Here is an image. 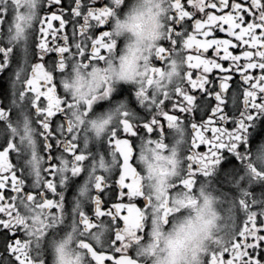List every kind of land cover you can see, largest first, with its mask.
<instances>
[{"label":"snow or ice","instance_id":"snow-or-ice-1","mask_svg":"<svg viewBox=\"0 0 264 264\" xmlns=\"http://www.w3.org/2000/svg\"><path fill=\"white\" fill-rule=\"evenodd\" d=\"M43 4L37 17L35 0H0V264H48V241L69 228L85 264H139L130 241L154 207L136 149L164 151L173 130L184 143L171 192L207 182L234 209L203 264H264V168L252 162L253 149L264 161V0H167L147 85L105 90L103 108L119 118L92 145L80 115L101 103L81 109L67 77L118 50L110 21L121 0ZM158 207L173 211L167 194Z\"/></svg>","mask_w":264,"mask_h":264},{"label":"clouds","instance_id":"clouds-1","mask_svg":"<svg viewBox=\"0 0 264 264\" xmlns=\"http://www.w3.org/2000/svg\"><path fill=\"white\" fill-rule=\"evenodd\" d=\"M35 4L34 12L38 17L41 0H35ZM166 5L167 0H121L110 21L118 50L99 65L73 68L68 74L65 91L79 100L81 109L89 99L94 98L93 106L103 103L107 98L105 90H112L117 84L147 85V58L163 39ZM24 10L22 5L20 11ZM179 72L180 62L177 61V74ZM177 78L178 75H174L170 83ZM118 118L119 112L114 106L95 112L89 109L86 115L81 114V127L86 129L82 141L86 138L89 145L100 141ZM15 119H21L19 114ZM18 133L24 135L22 127L18 128ZM183 143L173 130L171 142L164 151H153L152 145L136 149L142 184L152 197L154 207L147 218V232L130 241L139 264H203L207 251L217 241L227 239L233 227L234 209L210 183L202 182L187 192H171L181 170ZM252 152V162L264 168V161L255 159L256 149ZM166 194L168 206L173 211L162 217V209L158 206ZM79 239V232L71 228L52 237L48 241V264H85L84 250L77 247Z\"/></svg>","mask_w":264,"mask_h":264},{"label":"flooded vegetation","instance_id":"flooded-vegetation-1","mask_svg":"<svg viewBox=\"0 0 264 264\" xmlns=\"http://www.w3.org/2000/svg\"><path fill=\"white\" fill-rule=\"evenodd\" d=\"M185 2V0H182V3H184ZM42 7H48V5H47V0H44V4L42 5ZM190 7V6H189ZM44 15V13L43 12H40V16H43ZM54 23V25H56V24H58V22H53ZM36 28L38 29L39 28V23L37 22V24H36ZM191 51V50H190ZM191 54H193V55H195V52L194 51H191ZM193 71V73H195L196 72V70L195 69H193L192 70ZM214 71H216V70H214ZM193 78H195V75H193ZM0 87H7V83H6V81H3V80H0ZM101 109H103V103H101ZM229 127H231V125L229 124L228 125ZM167 127V124H166V122H165V128ZM189 141H190V138H189ZM260 142V134L258 133L257 135H256V137L254 138V141H253V145H255L256 143H259ZM197 150L198 151H207V146H200V147H198L197 148ZM236 163H239L238 161H236ZM66 195L70 198L72 195H73V191L72 190H69L67 193H66ZM242 226V225H241ZM249 239H251V238H249Z\"/></svg>","mask_w":264,"mask_h":264}]
</instances>
